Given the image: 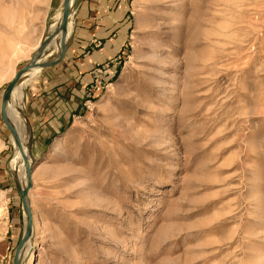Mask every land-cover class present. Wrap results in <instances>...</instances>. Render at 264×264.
Listing matches in <instances>:
<instances>
[{
  "label": "rangeland",
  "instance_id": "obj_1",
  "mask_svg": "<svg viewBox=\"0 0 264 264\" xmlns=\"http://www.w3.org/2000/svg\"><path fill=\"white\" fill-rule=\"evenodd\" d=\"M130 3L117 74L88 97L91 71L73 127L39 139L44 72L25 89L21 180L2 99L64 0H0V237L27 224L26 159L34 264H264V0Z\"/></svg>",
  "mask_w": 264,
  "mask_h": 264
},
{
  "label": "crops",
  "instance_id": "obj_2",
  "mask_svg": "<svg viewBox=\"0 0 264 264\" xmlns=\"http://www.w3.org/2000/svg\"><path fill=\"white\" fill-rule=\"evenodd\" d=\"M130 1L82 0L64 59L57 66L43 70V87L29 94L26 118L31 128L42 130L39 139L59 137L87 111V85L91 83L90 73L95 64L109 65L106 79L117 74L132 26ZM97 91L93 93L97 94ZM6 106L10 123V99ZM18 111L19 107L15 110V119ZM3 225L0 262L7 257L8 251L19 245L24 231L23 220L16 224L7 217Z\"/></svg>",
  "mask_w": 264,
  "mask_h": 264
},
{
  "label": "bare ground",
  "instance_id": "obj_3",
  "mask_svg": "<svg viewBox=\"0 0 264 264\" xmlns=\"http://www.w3.org/2000/svg\"><path fill=\"white\" fill-rule=\"evenodd\" d=\"M79 0H71V15L68 20L67 30L66 33L63 34L61 31V23H62V16H63V10H59L55 13V15L52 18V27L55 28L56 31H58L57 35L54 37V39L47 45V53L42 59L39 60L40 64H44L49 59H56L60 56L62 51V45L63 41L66 43L69 42L73 29H74V22H75V13L76 8L75 5ZM46 58V59H45ZM45 59V60H44ZM41 61V62H40ZM41 68L38 66L30 68L18 81L16 87L14 88L11 97H10V110H11V119L10 124L13 126L16 130L18 135L23 131L24 129V117H23V111H24V98H25V89L30 84V82L37 77L40 72ZM112 86V85H111ZM19 107V111L17 114L16 119L14 118L15 110ZM22 139V136L20 137ZM19 138V139H20ZM61 138V137H60ZM11 140V145L13 149V164H14V171L18 173L19 178L21 177V180L23 179L21 170L19 169V166L17 165L18 161H21L22 156L21 152L23 151L21 145H17V141L13 138ZM22 142V140H21ZM3 141H0V151L3 148ZM60 143V142H59ZM61 144V143H60ZM24 187L26 186L23 182ZM29 203V201H28ZM1 211V210H0ZM24 216L26 218L27 214L24 213ZM24 252L25 250H28L27 253L22 252L20 257V264H34V259L36 257V251L33 248V245L31 243V239L27 241V243L24 244L23 248ZM22 250V251H23Z\"/></svg>",
  "mask_w": 264,
  "mask_h": 264
},
{
  "label": "water",
  "instance_id": "obj_4",
  "mask_svg": "<svg viewBox=\"0 0 264 264\" xmlns=\"http://www.w3.org/2000/svg\"><path fill=\"white\" fill-rule=\"evenodd\" d=\"M70 4H71V0H64L63 16H62V23H61V31L63 32V34L66 33L68 20H69V17L71 15V5ZM80 4H81V0H79L75 5L76 12H77ZM75 16H76V13H75ZM57 33H58V31H55L48 38L45 39V41L41 44V47L39 49V53L37 54L36 59L31 64H29L28 66H26L25 68H23L22 70H20L16 74L13 81L9 84V86L7 87V89L3 95L2 108H1V118L4 122V124L6 125V127L9 129L10 134H11V138L15 139L17 141V144H19L18 143L19 135L17 133V130L13 126H11V124L8 122V120L5 116V105L8 102V100L10 99L11 94H12L14 88L16 87L18 81L22 78V76L30 68L38 66L43 71L45 69L55 67L59 63L62 62V60L64 59V56H65L66 50H67V43L65 41H63L62 51H61V54L58 58L51 59L44 64L38 63L39 60L43 58L44 51L47 49V45L54 39V37L57 35ZM21 155L23 156L22 152H21ZM11 160H12V157H11ZM24 166H25V172L27 175L28 184L26 185V187H24L22 189L21 188L18 189V192H19V195H20V198L22 201V206H23L24 212H26V214H27V219H26L27 224L24 227L25 229L23 231L22 238L19 242L18 248H17L16 253H15L14 264H20L19 261H20V257H21V252L24 248V244L29 239L32 238V234H33V216L31 213L30 206L28 204V201H29L28 200V193L32 187V180H31V176H32V169L31 168L32 167H29L26 159H25V165Z\"/></svg>",
  "mask_w": 264,
  "mask_h": 264
},
{
  "label": "built area",
  "instance_id": "obj_5",
  "mask_svg": "<svg viewBox=\"0 0 264 264\" xmlns=\"http://www.w3.org/2000/svg\"><path fill=\"white\" fill-rule=\"evenodd\" d=\"M109 65H101V64H95V67L91 73L93 79L96 81L95 84L91 87L92 89L88 93V97H90L94 91H97V89H103L105 86V78L108 76Z\"/></svg>",
  "mask_w": 264,
  "mask_h": 264
}]
</instances>
